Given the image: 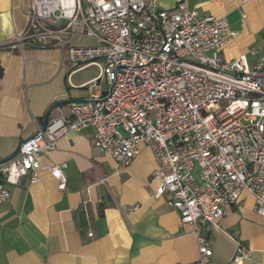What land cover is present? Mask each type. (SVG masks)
<instances>
[{"label":"built area","instance_id":"obj_1","mask_svg":"<svg viewBox=\"0 0 264 264\" xmlns=\"http://www.w3.org/2000/svg\"><path fill=\"white\" fill-rule=\"evenodd\" d=\"M27 19V29L0 47L57 46L73 70L98 65L107 89L98 78L85 84L86 97L39 123L0 163V202L10 196L7 183L26 174L36 182L46 167L66 187V162L45 166L41 155L61 136L90 126L95 150L119 166L129 165L142 144L151 148L154 196L167 193L198 236V258L176 264H213L200 223L219 227L245 191L264 215V58H226L224 47L238 30L227 16L203 14L183 0L173 8L158 0H30ZM228 234L236 241L232 260L250 257L238 233Z\"/></svg>","mask_w":264,"mask_h":264},{"label":"crops","instance_id":"obj_2","mask_svg":"<svg viewBox=\"0 0 264 264\" xmlns=\"http://www.w3.org/2000/svg\"><path fill=\"white\" fill-rule=\"evenodd\" d=\"M173 8L179 0H158ZM203 14L227 16L238 34L224 47L232 59L247 53L250 63L264 58V0H183ZM30 0H0V44L27 29ZM243 14H246L245 16ZM94 39L83 37L81 41ZM255 49L256 54L251 53ZM0 160L10 156L50 114L68 112L69 102L87 96V84L98 78L96 64L73 70L57 46L0 47ZM107 89L104 78H98ZM53 106V107H54ZM52 107V108H53ZM90 126L60 137L42 154L47 166L66 162V187L49 168L33 182L29 174L7 183L10 196L0 202V264H176L198 258V236L182 224L180 212L155 197L156 160L146 144L127 166L108 152L98 153ZM135 206H137L135 208ZM93 232L90 236L89 232ZM237 232L251 248L242 261L232 260ZM199 234L213 249V264H264V215L255 196L245 191L216 227L199 224Z\"/></svg>","mask_w":264,"mask_h":264},{"label":"water","instance_id":"obj_3","mask_svg":"<svg viewBox=\"0 0 264 264\" xmlns=\"http://www.w3.org/2000/svg\"><path fill=\"white\" fill-rule=\"evenodd\" d=\"M54 107H55V106H54ZM54 107H53V108H54ZM53 108H51L50 111L45 115L44 124H47V122H48V120H49V117H50V114H51V111H52ZM19 149H20V145H19L18 148L15 150V152L12 153L10 156L1 159V160H0V163H2V162H4V161H6V160L12 158L13 156H15V155L17 154V152L19 151Z\"/></svg>","mask_w":264,"mask_h":264},{"label":"trees","instance_id":"obj_4","mask_svg":"<svg viewBox=\"0 0 264 264\" xmlns=\"http://www.w3.org/2000/svg\"><path fill=\"white\" fill-rule=\"evenodd\" d=\"M3 75H4V67H3V65H2V63H1V61H0V79L3 77ZM55 103L56 102H54V103H52L49 107H48V109L46 110V114L50 111V109L55 105Z\"/></svg>","mask_w":264,"mask_h":264},{"label":"rangeland","instance_id":"obj_5","mask_svg":"<svg viewBox=\"0 0 264 264\" xmlns=\"http://www.w3.org/2000/svg\"><path fill=\"white\" fill-rule=\"evenodd\" d=\"M84 42H92L91 40H88V39H86V40H84Z\"/></svg>","mask_w":264,"mask_h":264}]
</instances>
